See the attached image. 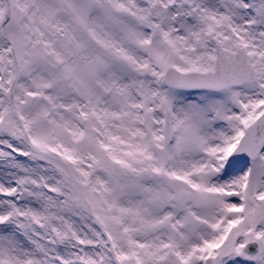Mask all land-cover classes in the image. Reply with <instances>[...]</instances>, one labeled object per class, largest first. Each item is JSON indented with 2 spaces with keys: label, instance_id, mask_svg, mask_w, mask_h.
<instances>
[{
  "label": "snow or ice",
  "instance_id": "snow-or-ice-1",
  "mask_svg": "<svg viewBox=\"0 0 264 264\" xmlns=\"http://www.w3.org/2000/svg\"><path fill=\"white\" fill-rule=\"evenodd\" d=\"M0 264H264V0H0Z\"/></svg>",
  "mask_w": 264,
  "mask_h": 264
}]
</instances>
